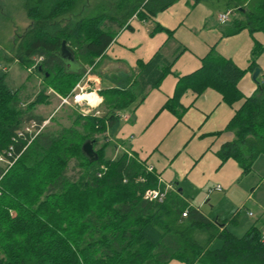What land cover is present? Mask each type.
Wrapping results in <instances>:
<instances>
[{"label":"trees","instance_id":"1","mask_svg":"<svg viewBox=\"0 0 264 264\" xmlns=\"http://www.w3.org/2000/svg\"><path fill=\"white\" fill-rule=\"evenodd\" d=\"M89 1L22 0L30 25L14 41V55L0 56V61L37 75L42 87L32 102L25 103L21 89L7 87L4 75L0 77V153L5 155L13 146L7 157L11 165L0 162V264H264V230L253 225L237 237L227 227L233 219L207 218L177 187L166 189L159 183L135 156L121 151L108 157L112 146L108 142L97 149L96 135L106 133L117 120L116 112L133 104V88L100 90L105 110L101 117L69 108L67 127L57 122L59 118L36 113L38 106L49 104V89L67 97L87 72L84 68L95 69L96 60L116 36L106 23L120 26L141 9L152 10L155 5L154 10H162L174 2L100 0L91 7ZM225 7L237 16L228 34L245 29L264 33V0H225ZM62 42L74 55L70 67L59 56ZM262 52L264 46L255 43L250 71L258 67L256 59ZM160 62L157 53L138 65L145 84L158 85L168 72L171 64L165 68L164 64L158 77ZM244 74L211 51L201 67L181 82L199 93L213 88L232 104L243 98L237 84ZM256 83V92L228 123L234 138L220 152L222 161L235 160L244 174L264 156V83ZM184 86L179 85L165 105L177 115ZM29 120H48L59 128L45 126L28 145L23 139L12 142ZM86 141L94 142L97 160L82 153ZM70 163L72 171L78 170L74 176L67 175ZM151 189L165 192L164 198L144 199Z\"/></svg>","mask_w":264,"mask_h":264},{"label":"crops","instance_id":"2","mask_svg":"<svg viewBox=\"0 0 264 264\" xmlns=\"http://www.w3.org/2000/svg\"><path fill=\"white\" fill-rule=\"evenodd\" d=\"M99 1L90 0V6ZM151 8L141 9L123 25L106 23L116 36L96 60L95 69L86 66L84 70L90 71L78 82L98 91L94 95L99 102L94 108L103 104L99 95L102 89H134L133 104L116 112L117 120L106 131L115 144L113 154L121 150L135 156L145 167L152 168L161 183L181 189L190 204L207 218L233 219L227 227L235 236L244 235L253 225L264 230V156L256 160L248 174L235 160L222 161L220 156L222 147L234 138L228 123L244 100L256 92L257 80L264 83V52L256 59L260 70L256 81L252 79L254 71L249 70L255 43L264 46V33L245 29L228 34L237 16L232 15L225 23L219 21V15L226 12L225 0H174L162 10H154L155 5ZM24 17L28 21L25 25H29L25 13ZM211 51L245 71L237 84L241 100L229 104L213 88L206 87L199 93L181 82L201 67L202 59ZM157 53L162 63L158 77L163 74L164 64V68L169 64L171 67L158 85L145 84L138 65L148 63ZM36 78L40 80L37 75ZM36 84V92L26 97L25 103L39 94L42 87ZM179 85L184 87L177 115L165 105ZM47 94L49 104L38 107L52 110V101L58 95L51 89ZM75 108L78 110V106ZM217 186L220 190H216Z\"/></svg>","mask_w":264,"mask_h":264},{"label":"rangeland","instance_id":"3","mask_svg":"<svg viewBox=\"0 0 264 264\" xmlns=\"http://www.w3.org/2000/svg\"><path fill=\"white\" fill-rule=\"evenodd\" d=\"M21 5H22V0H0V56H2L4 53L8 57H12L14 55V47L16 43L18 42L17 41L18 39L16 38L22 35L24 31L30 25V24L25 25V23H27L28 21L24 17V11ZM231 19L232 18L230 17V20ZM14 41L15 42L17 41V42L15 43ZM3 67H6V70H3L2 69ZM3 75H4V82L7 87L12 88V89H19V88L21 89L22 91L21 93L23 96L22 99L24 101H28L26 97H30V95L36 92V88H34L37 85L36 83L40 85V80L36 78L35 74L29 75L28 73H26V71L22 70L18 64L5 63L1 60L0 61V77ZM90 81L92 82L94 80L91 78ZM82 85L83 84H81V86ZM93 89H94L93 87L89 89H84L83 93L92 92ZM76 93H78V91ZM52 102L54 104L52 106L54 107L52 109L53 111L49 110V108L38 107L36 110V113L46 116L47 112L52 111L49 117L54 116L56 119L59 118V121L57 122L61 126H65V127L69 126L71 122L69 120V115L71 112L69 108H72V107L75 108L76 106L73 104L72 106H68V105L61 106L60 105L61 106L60 108L59 104L61 103V101L59 99H55V101L53 100ZM81 108L87 111L88 115L92 114L95 117H101L105 113L104 106L102 104L94 109L83 104ZM46 109H48L47 112H46ZM46 126L52 127L51 129L53 130H56L59 128L57 125L53 124L51 121L50 122L48 121V124ZM96 137L99 138V146L97 147V149L100 146H102V144L104 143H107V142L110 143V145L112 146H110L107 156L114 158L116 155L113 154V150H114L113 146L115 147V144L112 141L113 139L110 138L107 135V133L96 135ZM120 152L121 150L117 154H119ZM72 167H73V163H70L69 169L67 170V175L69 176H74V174L78 171V170L72 171ZM259 173H261V171H259ZM204 208H206V206ZM238 234L240 236L242 233L240 232Z\"/></svg>","mask_w":264,"mask_h":264},{"label":"built area","instance_id":"4","mask_svg":"<svg viewBox=\"0 0 264 264\" xmlns=\"http://www.w3.org/2000/svg\"><path fill=\"white\" fill-rule=\"evenodd\" d=\"M232 16V11L227 10L224 13H221L219 15V21L221 23H225L229 20V18ZM41 59H38V61H40ZM35 67V65L33 66V68ZM32 68V69H33ZM32 69H28L29 72L33 71ZM90 70H87L86 73H88ZM88 83V82H87ZM90 87L86 84H83L81 86V83H78L76 85V87L73 89L72 94L67 96V97H61V96H57V98L61 101L60 105H68V106H78V112L83 115L86 116L88 115V112L85 111L84 109H82V105L85 104L88 107L94 109V107L90 106V104L88 103L87 100H79V96L80 94L83 93L84 89H89ZM78 91V93H76ZM95 95H97L96 93H98V91L96 89H94L92 92ZM71 99V101H70ZM71 103H70V102ZM80 107V108H79ZM48 124V121L45 120L42 123H38L36 120H29L27 122V124H25L21 129L17 130L15 135L12 137V142H17L18 139H23L24 141L27 140V145L45 128V126ZM28 138V139H27ZM13 153V146H10L9 149L6 151V154H2L0 153V162H4L8 165H11L12 162L8 161L7 157H11ZM147 171L149 172H153L152 168L150 167H146ZM158 182L161 183V181L158 179ZM163 184V183H161ZM166 189H172L171 186L166 185L165 186ZM216 190H220V186L216 187ZM165 196V192L161 191L160 189H151V190H147L144 193L143 198L148 200V201H153V200H162Z\"/></svg>","mask_w":264,"mask_h":264},{"label":"water","instance_id":"5","mask_svg":"<svg viewBox=\"0 0 264 264\" xmlns=\"http://www.w3.org/2000/svg\"><path fill=\"white\" fill-rule=\"evenodd\" d=\"M59 56L63 59L66 60L68 64H72L74 63V55L72 50L66 46L65 42H62L61 45V49L59 51ZM260 70L258 68H256L252 74V79L254 81L257 80V77L259 76ZM93 141H86L83 145H82V153L90 160V161H95L98 158L97 153L95 152L94 148H93ZM179 191H181V189H179Z\"/></svg>","mask_w":264,"mask_h":264},{"label":"bare ground","instance_id":"6","mask_svg":"<svg viewBox=\"0 0 264 264\" xmlns=\"http://www.w3.org/2000/svg\"><path fill=\"white\" fill-rule=\"evenodd\" d=\"M82 99L87 100L92 107H96L99 102V98H97L93 93L90 92L80 94L79 100Z\"/></svg>","mask_w":264,"mask_h":264}]
</instances>
